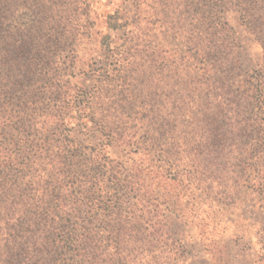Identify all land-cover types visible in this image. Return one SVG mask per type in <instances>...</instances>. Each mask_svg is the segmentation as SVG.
Here are the masks:
<instances>
[{
    "label": "trees",
    "instance_id": "obj_1",
    "mask_svg": "<svg viewBox=\"0 0 264 264\" xmlns=\"http://www.w3.org/2000/svg\"><path fill=\"white\" fill-rule=\"evenodd\" d=\"M203 1L195 3L188 19L187 56L182 59L186 60L191 70L188 75L193 80L188 101L198 105L190 111V119L212 120L209 132L215 142L207 149L208 164L204 165L208 168L205 171L214 174L219 170L211 172V169L228 153L224 147L227 138L241 137L239 144L243 138L251 139L256 103L253 91L248 90L243 100H238L231 88L218 86L216 72L229 63L215 62L209 67L207 60L210 55L219 54L220 42L234 29L222 22L221 16L216 19L211 11L207 14L208 9L215 7ZM33 2L37 5L35 14L28 12L34 8L28 6L27 0H0V99L11 90L16 92L20 87L26 90L21 97L15 95L18 103H12L17 107L18 120L1 116L0 167L21 166L29 178L24 212L12 201L10 206L0 205V264H171L173 248L169 245L173 238L165 230V219L158 220L161 215L147 178L150 175L141 169L129 171L123 162L109 160L105 148L120 143L131 147L134 153L142 150L148 156L154 148L159 152L178 145L175 123L186 112L187 86L170 92L167 102L152 98L138 104L127 96L110 107L96 100L99 94L96 90L88 92L93 101L87 102H79L77 98L71 101L70 95L61 97L67 93L58 86L52 92L56 97H49L43 85L51 72L48 65L53 62L56 47L66 40H60L61 34L54 32V26L43 21L40 10L44 6H40L39 0ZM246 4L252 5L250 0ZM261 6L259 9L264 10V4ZM250 8L248 11L254 9ZM133 45L138 44L125 42L118 47L119 58L115 62L132 73L136 72L133 67L137 57ZM211 73L214 75L209 76ZM107 87L102 83L99 89ZM3 88L8 91L2 92ZM182 91L186 92V100ZM46 98L47 101L43 100ZM37 101H41L40 107L34 106ZM242 101L247 105L241 104ZM81 109L85 114H80ZM110 111L121 115L111 116ZM83 115L102 137L99 145L103 147L88 152L66 135L70 131L67 125L81 124ZM171 117L174 120H167ZM223 117L229 118L230 123L238 120L237 133L219 124ZM8 127L15 130L14 134H8ZM167 134L173 135L171 143ZM248 145H239L234 150L237 158L243 159L244 153H250ZM197 150L202 154L201 145L197 144ZM252 154L248 159H254ZM255 159L252 164L247 159L242 163L251 166L252 180L264 190V159L260 154ZM9 175L10 172L2 175L0 171L1 178ZM203 183L206 184L200 185ZM203 191H209L207 184ZM14 209L22 215L16 218ZM261 254L264 264V244Z\"/></svg>",
    "mask_w": 264,
    "mask_h": 264
},
{
    "label": "rangeland",
    "instance_id": "obj_2",
    "mask_svg": "<svg viewBox=\"0 0 264 264\" xmlns=\"http://www.w3.org/2000/svg\"><path fill=\"white\" fill-rule=\"evenodd\" d=\"M27 2L34 8L28 12L35 14L37 5L33 0ZM39 2L40 6H44L43 11L40 10L43 21L54 26V32L56 30L61 34L60 40H66L56 47L53 62L48 65L51 72L43 85L49 97H56L57 94L52 95V92L58 86L67 93L61 97L70 95L71 101L77 98L79 102H87L93 101L88 92L96 90L99 92L96 100L110 107L123 102L127 96L138 104L152 98L167 102L170 92L187 86V100L186 92H181L187 103L186 112L175 123L178 145H172L167 150L160 149L159 152L154 148L153 154L148 156L142 150L134 153L131 147L120 143L105 148L109 160L123 162L129 171L142 170L145 175H150L147 178L153 186L151 190L157 197L155 203L161 215L158 220L165 219V230L173 238L169 245L173 248L171 264H262L264 190L255 185L249 174L253 169L246 166L247 163L243 164L242 160L247 159L248 164H252L259 154L264 159V143H261L264 137V10L259 9L264 0H250L252 5L249 6L246 0L203 1L211 2L215 7L208 9L207 14L211 11L216 19L221 16V21L234 29L220 42L219 54L210 55L207 60L209 67L215 62L221 65L229 63L216 72L218 86L231 88L238 100H243L248 90L253 91L256 103L251 139L243 138L239 144L241 137L232 140L228 136L224 146L225 153H228L221 156L217 166L211 169V172L219 170L214 174L205 171L208 168L204 165L208 164L207 149H211L215 142L209 132L213 127L212 120L200 122L201 119H190V111L198 105L188 101V90L193 80L188 75L191 70L186 60L182 59L187 56L188 19L199 0ZM250 7L254 9L248 11ZM125 42L138 44L133 45L137 53L134 73L126 72L129 68L124 70L122 64L115 65L119 58L116 51ZM102 83L108 87L100 90ZM6 91L8 89L3 88L2 92ZM25 91L24 87H20L16 92L11 90L6 97L1 96L0 106L7 105L0 107V120L1 116L18 120L17 107L12 103H18L17 98ZM43 100L47 101V98ZM41 101L34 106L37 104L40 107ZM241 104L247 105V102L242 101ZM81 110L80 114H85L84 109ZM109 114L121 115L114 111ZM167 120H174V117ZM88 121V117L83 115L81 124L67 125L70 131L66 135L77 147L89 152L88 149L103 146L99 145L102 137ZM236 121L230 123L229 118L223 117L219 124L235 134ZM249 124L252 123L249 121ZM201 127L205 129L201 130ZM7 132L14 134L15 130L8 127ZM172 136L166 135L168 143L172 142ZM197 144L201 145L202 154H199ZM247 144L254 159H248L250 153H244L243 159L237 158L234 150ZM12 146L14 149L18 147ZM14 156L11 157L14 159ZM0 171L2 175L10 172L9 177H0V205L10 206L12 201L16 208L24 212L29 184L26 172L17 165L8 169L1 166ZM202 182H206L209 191H203L206 184L200 185ZM13 212L16 218L22 215L18 210ZM15 223L13 219L12 224Z\"/></svg>",
    "mask_w": 264,
    "mask_h": 264
}]
</instances>
